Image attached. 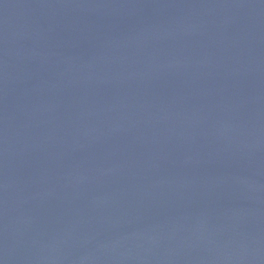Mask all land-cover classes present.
<instances>
[{
	"label": "water",
	"instance_id": "obj_1",
	"mask_svg": "<svg viewBox=\"0 0 264 264\" xmlns=\"http://www.w3.org/2000/svg\"><path fill=\"white\" fill-rule=\"evenodd\" d=\"M0 264H264V0H0Z\"/></svg>",
	"mask_w": 264,
	"mask_h": 264
}]
</instances>
